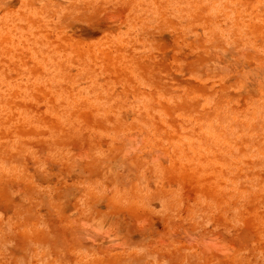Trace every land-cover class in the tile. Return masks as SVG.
I'll return each instance as SVG.
<instances>
[{
	"label": "rangeland",
	"instance_id": "rangeland-1",
	"mask_svg": "<svg viewBox=\"0 0 264 264\" xmlns=\"http://www.w3.org/2000/svg\"><path fill=\"white\" fill-rule=\"evenodd\" d=\"M0 264H264V0H0Z\"/></svg>",
	"mask_w": 264,
	"mask_h": 264
}]
</instances>
